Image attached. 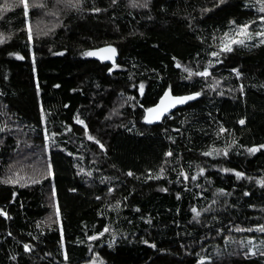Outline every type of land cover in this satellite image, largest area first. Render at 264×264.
I'll list each match as a JSON object with an SVG mask.
<instances>
[{
    "label": "trees",
    "instance_id": "16d2710c",
    "mask_svg": "<svg viewBox=\"0 0 264 264\" xmlns=\"http://www.w3.org/2000/svg\"><path fill=\"white\" fill-rule=\"evenodd\" d=\"M92 2L84 0L82 12H63L60 26L35 38L32 46H27L26 31H21L26 23L22 6L0 18V32L6 35L0 43V91L5 93L0 96V125L6 121L10 130L21 129L43 144L42 103L50 132H62L65 123L72 126L70 133L56 137V146L51 148L54 178L24 187L0 184V208L11 217L0 216V264H65V249L68 264H86L96 252L105 264H159L161 257L197 264L196 253L212 258L205 264H264L260 255H243L249 240L264 249V233L236 231L264 223V188L255 182L264 177V150L249 155L243 148L230 149L228 157L201 154L213 146L223 148L226 140L246 147L264 143V46H235L233 53L223 57V64L212 70L221 80L217 91L205 89L197 100L177 108L158 124L147 125L144 120V109L154 106L168 85L175 95L200 91L205 81L185 79L183 66L195 69L199 62L202 69L213 59L207 55L215 50L209 47L212 35L219 37L227 30L229 20L240 24L258 13L246 6L249 0H225L219 7H214L217 0H151L148 8H131L128 0H119L115 7H109L111 0H95L96 6L108 8L97 14L87 12ZM204 8L213 10L202 14ZM103 45H113L119 54L116 64L120 67L111 73L112 64L81 55ZM32 51L37 58L35 72ZM61 51L64 55L52 54ZM177 61L181 68L175 66ZM234 67L243 74L240 80L231 73ZM141 82L143 96L138 87H132ZM240 83L245 85L243 95L236 91ZM220 90L224 95H219ZM128 97L135 100L121 107ZM77 110L90 134L105 145L106 153L83 137L81 126L73 121ZM240 119H245L244 125L238 123ZM219 124L229 131L217 137ZM18 139L10 131L0 133V177L20 145ZM169 150L173 156L167 158L170 163L163 178L147 179L148 170L153 176L159 174ZM80 154L84 159L78 161ZM77 163L99 172L92 177L77 175ZM174 167L177 171L182 167L189 180L177 182ZM198 167L206 171L192 180ZM222 168L242 171L254 179L237 180ZM129 170L140 179L127 176ZM102 176L110 179L100 183ZM53 183L61 216L59 226L49 228L42 222L50 213ZM109 187L115 191L109 194ZM218 189L229 195H217ZM245 191L251 195L244 196ZM213 199L212 211L193 219L191 207H208ZM117 201H121L118 209L108 207ZM105 225L114 230L115 239L109 232L88 240ZM9 231L12 236L7 235ZM145 239L157 247L142 243ZM23 243L33 244V251L25 253ZM11 255L17 260L11 261Z\"/></svg>",
    "mask_w": 264,
    "mask_h": 264
},
{
    "label": "snow or ice",
    "instance_id": "6c2138e0",
    "mask_svg": "<svg viewBox=\"0 0 264 264\" xmlns=\"http://www.w3.org/2000/svg\"><path fill=\"white\" fill-rule=\"evenodd\" d=\"M225 0H217V2L214 4V7H219L220 4H223ZM19 5H22L23 8V15L25 18V28L21 29V31H26V39H27V46H32L33 40H34V33H33V27L28 19L29 17V0H18ZM83 3L84 0H54L52 9L49 11L48 10V4L45 2V0H41V2L36 3L33 5V7L38 8L42 11H44V14L46 16L51 17L55 23H53L50 27L47 28V30H42L39 25H37L36 28V35L40 36H46L49 33L53 32L54 29L62 23L60 14L62 12H66L68 10H76L78 12L84 11L83 9ZM119 0H111L109 7H115L118 5ZM151 3V0H128L129 7L131 8H148ZM247 7L249 8H254L255 11L258 13V15L250 19L246 22L237 24L235 20H229L227 30H225L219 37L215 35V33L212 35L211 39L213 41V44L210 45V48H214L215 50H211L207 53V55L213 59H208L206 65H204L201 69V66L199 65V62H197L196 68L194 69L191 66H183V72L187 74L185 79L191 80L193 77H200L202 78L205 83L204 87L201 88L200 91H195L191 92L189 94L185 95H174L173 94V88L172 85H168L167 89L163 92V95L159 98L158 102L154 103V106L147 107L144 109L146 115L144 116V120L152 124L154 122L160 121L163 117H165L166 114H170L171 109L176 108L179 105H185L189 101H194L197 100L205 91V89L212 90V91H217L218 86L221 83V80L216 79L212 75V70L214 69L215 65H222L224 60L223 57H226L227 54L233 53L235 46H239L241 48H255V47H260L264 46V0H249V2L246 4ZM12 8V5L9 3L5 2L4 4L0 5V12L4 11H9ZM213 9L211 8H204L201 9V13H207L211 12ZM108 8H101L96 6L95 0H93L92 5L90 8L87 9L88 13L91 14H97L101 12H107ZM10 38V37H9ZM5 40V37L0 34V43H3ZM203 43V39L201 40ZM51 51V49H49ZM66 51V50H65ZM53 55H64V51L61 52H53ZM9 55L15 56L17 59L23 60L25 57L20 55L19 53H9ZM81 55L86 56V57H97L101 61H111L112 62V67L108 68L109 73L113 71L114 68L120 67V65L116 64L115 57L117 56V49L112 46V45H105L102 48H99L97 50H87L83 51ZM197 57H199V53H197ZM36 53L35 51L31 52V60H32V70L33 72L36 71ZM173 61H176V58L173 57ZM175 66L177 68H181L182 65L177 61L175 63ZM231 73L235 75V78L237 80H240L242 77V72L240 71L239 68L234 67L231 69ZM209 78H211V82L209 81ZM54 87H60V85H54ZM132 87L137 88L139 94L141 96L144 95V83L141 82L139 85L133 84ZM244 89L245 85L243 83H240L238 91L241 95L244 94ZM75 91V89H73ZM229 91H232V89H229ZM36 92L37 95H39L40 92V84L39 81L37 80L36 82ZM5 95L3 91H0V96ZM219 95H224V92L222 90L219 91ZM131 100H135V97H128L123 101L121 104V107L124 106V104L128 103ZM135 106V105H133ZM6 107V106H5ZM64 107H68V105H64ZM141 108H144V105H140ZM114 112L116 111L115 109L113 110ZM39 113H40V120L43 123V140L46 142L44 145V148L46 151L50 152L51 148L56 146V137L63 135L64 133H70L72 131V126L68 124H63L62 132L58 131H49L48 127V119L47 115L45 113L43 104L40 103L39 105ZM3 115L7 116V113H2ZM210 115V114H209ZM107 119V118H106ZM73 121L76 125L81 126L83 137L86 138L88 141L94 142L95 145H97L102 152L107 151L105 148V145L101 143L99 139H97L95 136L90 134L88 124L85 122L84 119L80 117L79 110L75 113L73 116ZM240 125L245 124V119H240L238 121ZM134 127V125H133ZM128 131H132L133 128H128ZM6 131H10L8 127V123L5 121L2 125H0V133H4ZM167 131V130H165ZM175 131H179V129H176ZM229 130L226 129L222 124H219L218 126V131L216 132V136L220 137L221 134L227 133ZM140 135H143V133H139ZM170 139H172L170 137ZM3 143V140H0V144ZM236 148H243L244 152H246L249 155H255L258 152H261L264 150V143H261L259 145H253L251 147H246L243 145H239L238 141L236 140H231L225 141L224 142V147L223 148H217L215 146L211 147L208 151H204L201 154L203 156H223V157H228L229 155V150L230 149H236ZM240 154V153H237ZM68 156H73L72 152H67ZM165 160L162 163V165L158 169L157 175L153 176L151 170H148L147 173V179H161L163 178L166 168L165 166L170 163V161L167 159L169 157L173 156V153L171 150L167 151L164 153ZM30 157L25 156L24 160H28ZM76 159L83 160L84 157L82 154L78 155ZM92 163H95V160L92 161ZM179 163V160H177V164ZM75 167L78 169L77 175L83 173L84 175L88 177H92L94 172H99L98 168H92V169H85L82 167L79 163L75 165ZM23 162L22 161H17L14 165H9L8 166V172L4 177H0V184L4 185H15L19 184L21 187L26 186L22 181H30L32 184H38L41 183L45 179L49 178H54V170H53V164L51 162V159L49 158L46 160L45 165L43 169H37L35 167L32 168V174H24L22 175L21 173L23 172ZM172 171H177V169L174 167L172 168ZM206 171L205 168L203 167H198L196 175H192L191 179L196 180L198 175H202ZM222 172L228 173L232 172L234 173L235 177L237 180L241 178H246L248 180H253L254 178L251 176H247L246 174L242 171H237L235 169H229V168H222ZM129 177H134L136 179H140V177L135 176V174L129 170L126 174ZM189 174L183 170L181 167L179 171H177V182L187 181L189 180ZM110 178L109 177H101L100 178V183H105V181H108ZM255 182L261 186V188H264V177L260 178H255ZM70 191H76V189H70ZM115 191L114 187H109L108 188V193H112ZM161 191L167 192V188L161 189ZM217 195H229L228 193L225 192L224 189H218L217 190ZM203 195V193H201ZM244 196H249L251 193L245 191L243 193ZM97 200H100L101 197L97 196ZM127 200V197L124 198ZM177 199H180V194L177 193ZM51 200L53 201L52 204L50 205L53 208L52 214H50L46 218V223L49 228L53 224H57L60 221V207H59V202L56 200V189H55V184H52L51 187ZM121 204V201H117L116 204L114 205H108V207L113 208V209H118ZM216 204V200L213 199L211 201V204L208 207L198 209L196 206H192L190 211L194 213L193 219H197L201 216L202 213L204 212H210L212 211V205ZM250 207H255V205H250ZM139 211V209H137ZM179 209H177V212ZM0 216H3L5 219H11L9 214L3 209L0 208ZM151 219L149 218L147 223L151 224ZM37 227H40V224L37 223ZM253 230L258 231L260 233H264V223H258L255 225V229L253 228H247V229H241V228H236V231H248L252 232ZM219 231H223V229H220ZM112 233L113 239H115V232L112 230L108 225H105L102 229V231H99L98 233L88 236V240L90 241H95L98 240L100 237H103L105 233ZM8 236H12V232L9 231L7 233ZM29 236H31V233H28ZM39 237H33L34 240L38 239ZM142 243L149 245L151 248H156L157 245L152 242L150 243L149 240L145 239L142 241ZM60 244L61 247H64V238H63V227L62 225L60 226ZM241 246H243V242H240ZM111 246V242L109 244ZM183 246V245H182ZM23 250L25 253H31L34 249V245L31 243H23L22 244ZM89 251H92L90 248ZM244 256H255V255H260L261 257H264V249L258 247L253 241L249 240L247 242V250L243 252ZM196 256L198 257L197 264H205V260H211V257L201 255L200 253H196ZM63 258L65 261V264H68L69 257L67 254V250L65 249L63 253ZM11 261H16L17 256L16 255H11L9 257ZM88 264H105L104 260L100 257L99 252H96L94 256H92Z\"/></svg>",
    "mask_w": 264,
    "mask_h": 264
},
{
    "label": "rangeland",
    "instance_id": "374dc122",
    "mask_svg": "<svg viewBox=\"0 0 264 264\" xmlns=\"http://www.w3.org/2000/svg\"><path fill=\"white\" fill-rule=\"evenodd\" d=\"M5 2L12 5V8L17 7V6H22V5H19L18 0H0V5L4 4ZM39 2H41V0H29V13H30V19L29 20H30L32 27H33L34 39L40 38L43 36V35H40V36L36 35L37 25H39V27L42 30H47L48 27H50L53 23H55V21L51 17L46 16L44 14V11L33 7L34 4L39 3ZM45 2L48 4V10L50 11L52 9L54 0H45ZM6 12L7 11L0 12V18ZM62 13L60 14L61 19H62ZM0 34H2L4 37H6V35L3 34L2 32H0ZM10 132L18 134V137H19L18 140H19L20 145L18 146V149L16 150V152H14V155H13L9 165H14L18 160L22 161L23 162V169H24L23 172L21 173L22 175H24V174L31 175L33 167H35L37 169H43L46 160H48L50 158V152L46 151L44 148V145L46 142L44 141L43 144H39L32 137H27L25 135V133L23 132V130H21V129H19V130L18 129H11ZM16 132H18V133H16ZM25 156L30 157V159L24 160ZM7 172H8V168L6 169V171L2 175V177H4L7 174ZM22 183L27 185V184H30L31 182L25 180V181H22ZM52 202L53 201L51 200V193H50L49 206L52 204ZM52 212H53V208L50 206V213L44 218V220L42 222V224L46 227H48L47 223H46V218L50 214H52ZM59 223H60V221H59ZM59 223L53 224L52 226H59ZM86 264H88V262ZM159 264H182V263L176 261L173 258L161 257L159 259Z\"/></svg>",
    "mask_w": 264,
    "mask_h": 264
},
{
    "label": "water",
    "instance_id": "95a60500",
    "mask_svg": "<svg viewBox=\"0 0 264 264\" xmlns=\"http://www.w3.org/2000/svg\"><path fill=\"white\" fill-rule=\"evenodd\" d=\"M104 46H105V45L100 46V47H97V48H94V49H92V50L94 51V50H97V49L102 48V47H104ZM112 46H113V45H112ZM118 57H119V54H118V51H117V56L115 57V60H116V61H117ZM90 58L93 59V60L101 61V60H100L99 58H97V57H90ZM102 62H108V63L112 64L111 61H102ZM174 95H175V94H174ZM194 101H195V100H194ZM191 102H193V101H189L188 103H191ZM188 103H187V104H188ZM187 104H185V105H187ZM185 105H179V106H177L176 108L171 109L170 114H172L177 108H179V107H183V106H185ZM170 114H166L165 117L169 116ZM145 115H146V114H145ZM165 117H163L160 121L154 122V123H152V124H149V123H147L146 121H145V123H146L147 125L158 124V123L162 122V121L165 119Z\"/></svg>",
    "mask_w": 264,
    "mask_h": 264
}]
</instances>
